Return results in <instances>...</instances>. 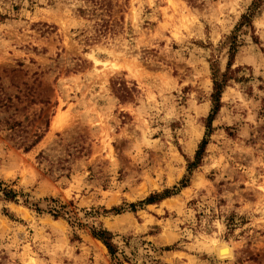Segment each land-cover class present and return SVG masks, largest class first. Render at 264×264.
Returning <instances> with one entry per match:
<instances>
[{
    "label": "rangeland",
    "instance_id": "rangeland-1",
    "mask_svg": "<svg viewBox=\"0 0 264 264\" xmlns=\"http://www.w3.org/2000/svg\"><path fill=\"white\" fill-rule=\"evenodd\" d=\"M109 1L108 13L87 0H0V98L13 99L0 108V181L43 209L73 203L82 223L115 235L122 264H264V1L232 67L245 81L224 91L190 185L93 217L179 187L206 134L211 62L226 71L254 0ZM9 118L42 141L24 152ZM23 202L0 203V264H113L88 228Z\"/></svg>",
    "mask_w": 264,
    "mask_h": 264
},
{
    "label": "trees",
    "instance_id": "trees-1",
    "mask_svg": "<svg viewBox=\"0 0 264 264\" xmlns=\"http://www.w3.org/2000/svg\"><path fill=\"white\" fill-rule=\"evenodd\" d=\"M88 2L94 4L95 6H99L100 9H106L109 13L112 11V4L109 0H87ZM264 0H254L251 7L249 8L248 12L242 15L239 23L235 27L231 39V45L228 52V62L225 72H220L217 68L216 63L213 61L211 62V71H212V79L214 82V93L212 95V109L206 119V134L202 141L200 142L198 149L195 153L193 160H188L187 165V174L183 177V179L179 183V187H174L172 189H165L162 193H155L151 194L147 197L144 201L139 203H131L126 205V207H116L110 211L102 208V213L100 210H92V212H86V216H93L97 217L100 214H109L113 213L115 215H120L130 209L132 212H136L138 207L144 205H152L156 204L164 199L170 198L172 196H176L179 194L180 190L187 188L190 185L191 177L193 173L201 166L202 161L204 159L206 149L210 143V138L213 134V122L215 117L219 113L222 108V95L226 88L228 87L229 83L234 80L238 83L245 81V79L239 78L237 76L236 70H233V64L235 62L236 55L238 53V49L240 48V34L242 32L253 30V21L256 17V14L260 11L262 7V3ZM96 11H93V14ZM13 99L9 98H0V108L8 109L12 106ZM42 104H48V101L41 102ZM2 124V120L0 118V125ZM5 132L7 133V137L11 141H16L20 148L24 149V152L28 153L35 146H37L43 139L44 134L36 133L35 139L31 142L28 139L26 128L23 126L22 121H18L12 118H9L5 121L4 126ZM46 128H49V121H46ZM28 195H24L22 193H18L16 190L12 189L11 186L7 185L3 181H0V203H15L19 204L21 199H24L23 204L30 209L35 210L39 214L48 213L52 215L55 219H65L72 227L85 229L88 228L90 231L91 236L100 241L107 249L109 255L112 258L113 264H122L120 249L118 245L115 243V235L109 231L108 229L104 228L102 225L95 226L90 225L89 223H82V219L79 217V213L77 212V208L74 206L73 203L68 205H63L58 199L54 198H46L44 201L47 203L46 209L40 207V205L31 203L29 200ZM6 216H10L9 211L7 209L3 210ZM166 251H170L171 248L167 247ZM124 261H129L130 259L123 255ZM158 263V262H156Z\"/></svg>",
    "mask_w": 264,
    "mask_h": 264
},
{
    "label": "bare ground",
    "instance_id": "bare-ground-1",
    "mask_svg": "<svg viewBox=\"0 0 264 264\" xmlns=\"http://www.w3.org/2000/svg\"><path fill=\"white\" fill-rule=\"evenodd\" d=\"M60 116H57L56 118H55V120H54V123H53V130L55 131V130H58L59 128H60V125H59V123H60Z\"/></svg>",
    "mask_w": 264,
    "mask_h": 264
}]
</instances>
